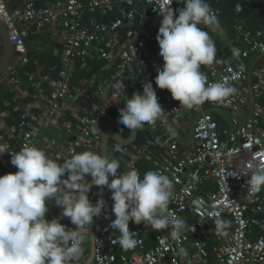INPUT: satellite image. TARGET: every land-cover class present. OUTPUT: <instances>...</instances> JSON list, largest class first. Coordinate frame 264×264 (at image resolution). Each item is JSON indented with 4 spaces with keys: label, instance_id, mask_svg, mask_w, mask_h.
<instances>
[{
    "label": "built area",
    "instance_id": "1",
    "mask_svg": "<svg viewBox=\"0 0 264 264\" xmlns=\"http://www.w3.org/2000/svg\"><path fill=\"white\" fill-rule=\"evenodd\" d=\"M136 2L151 8V12H156L158 23L153 29L143 24L145 13L136 10ZM118 4L128 6L127 11L121 10L120 13L122 18L129 20L130 27L136 22L141 24L142 28L138 32L133 28L128 29L123 47L115 49L114 45H110L109 50H105L99 45L97 33L114 37L117 29L123 24L122 18L106 25L92 23L91 28H87L82 25V14L85 10L103 14ZM158 6V0H88L87 4L78 0H53L40 8L28 1L19 8L9 10L4 0H0V20L8 31L15 53V62L8 65L0 76V83L6 84L7 89L19 85L18 66L29 61L25 42L29 35L28 26L32 27L33 34L43 33L46 28H50L52 36L63 46L58 78L51 83L50 91L42 105L30 106L21 114V129L18 132L5 124V113L0 111V122H4L7 134V138L0 142V148L6 150L0 154V165L5 169H15L10 162V153L18 152L26 145L38 146L41 130L55 125L62 110L70 108L80 93V88L70 90L68 86L74 59L84 60L92 55H97L115 66L111 78L102 80L97 85L95 93L103 101L93 106L90 112H84L79 117L75 129L70 124L63 126L68 133V139L62 143L56 140L47 141L46 148L48 156L60 158V163L63 162L62 157L69 154V149L74 148L77 152H100L104 132L100 120L108 117L107 124L114 129L123 125L118 122L119 116L108 115L111 108L125 106L123 96L117 93L115 85L122 82L124 95L131 98L124 83L128 68L134 62L142 65L149 62L147 58L150 49L159 50L156 35L162 15L155 10ZM183 7L181 0H173L171 4L173 10ZM243 40L247 48L238 56L219 60L201 70L207 75L209 82L227 80L237 92L222 102H205L192 108L194 114L200 115L193 126V147L190 154L179 156L178 143L173 138H168L164 141L165 154L156 166L155 171L162 172L173 181V197L169 208L177 219L185 215V228L180 239L172 237L173 226L170 223L155 235V245L146 248L145 237L154 228L147 224L129 226L130 231L137 233L138 251L126 255L122 252L124 249L112 243L120 235L115 232L116 229L110 227L111 221L115 219L114 213L108 216L102 210L99 217L93 218L94 223L90 226L95 236L92 264H264V231L254 241L248 237L251 226L256 225L264 230V222L247 216L248 212H264V196L252 193L247 185L251 175L248 164L254 163L257 167H264V107L258 102V99L264 96V23L254 34H244ZM1 48L0 40V51ZM251 54L259 56V60L257 59L252 69L250 90L254 104L246 118L249 108V64L246 59ZM160 61L163 62L161 58ZM27 80L33 89H40L41 82L34 74H28ZM210 108H219L228 113L230 124L222 133L214 113L207 112ZM164 109L168 117L178 119L186 108L175 100ZM162 126L161 121H156L154 125L145 124L138 130L149 132L146 144L150 145L155 141L154 130ZM221 135L226 136L225 141L221 139ZM124 149L130 153L129 167L133 168L144 150L131 147ZM234 175L239 176L237 178ZM86 179L89 182L91 177L87 176ZM210 184L213 188L208 191L205 185ZM197 199L202 201V204H194ZM112 202L110 192L105 204L107 206ZM223 215L230 218L231 229L226 234H215L214 243L209 245L210 235L218 227V221L220 222ZM180 247L186 250V256L177 254ZM82 255L76 258L73 264H82Z\"/></svg>",
    "mask_w": 264,
    "mask_h": 264
},
{
    "label": "clouds",
    "instance_id": "2",
    "mask_svg": "<svg viewBox=\"0 0 264 264\" xmlns=\"http://www.w3.org/2000/svg\"><path fill=\"white\" fill-rule=\"evenodd\" d=\"M181 2L184 7L173 10V0H158L155 9L162 15L156 40L163 61L157 68L155 85L167 89L186 109L205 102H222L237 89L227 80L209 82L201 71V66L218 61L210 35L220 28L217 14L207 0ZM239 54L240 50L234 48L233 55ZM115 88L125 104L118 109V122L127 129L136 131L145 124L154 125L163 115L165 109L151 81L142 82L143 91L133 92L131 98L124 95L122 82ZM113 150L120 152V145L116 144ZM5 151L0 148V154ZM10 155L17 170L0 175V264H72L83 254L86 244L94 241L90 226L106 207L102 197L95 203L89 199L92 186L101 192L105 186L111 190L115 219L110 227L120 233L112 243L122 249L137 245V233L129 230V221L156 230L171 223L172 237H181L185 223L175 218L169 208L173 181L158 170L146 171L142 177L134 167L118 173L120 161L98 150L69 149L62 163L58 162L60 158L48 156L35 145L23 146ZM248 168L251 175L247 185L252 193H259L264 188V167L249 163ZM87 176L91 177V184ZM49 203L62 208V215L70 219L73 227L57 218L48 220ZM193 203L200 205L202 201L197 199ZM220 224L218 221V227ZM177 254L186 256L187 252L180 247Z\"/></svg>",
    "mask_w": 264,
    "mask_h": 264
},
{
    "label": "crops",
    "instance_id": "3",
    "mask_svg": "<svg viewBox=\"0 0 264 264\" xmlns=\"http://www.w3.org/2000/svg\"><path fill=\"white\" fill-rule=\"evenodd\" d=\"M28 1L33 2L35 7L40 8L46 3L53 0H4V3L9 10H12L21 7L25 2ZM78 1L82 4H87L88 2V0ZM207 3L210 4L212 9L217 14L220 24L219 30L210 32L211 38L214 40L217 49L216 58L218 59V61L225 58L233 59L235 56L233 55L234 48L239 49L240 53L247 48V45L243 40V35L247 33L254 34V32L263 25L264 0H207ZM134 7L136 8V10H138V12L145 13L143 24L146 25V27L148 26L153 29L158 23L157 15H148V7L144 4H140L139 2H136L134 4ZM128 9V6L118 4L111 10L103 14L99 11L89 12L85 10L82 14L81 22L82 25L87 28H91L90 25L92 23L95 25H106L117 18H122L120 13L121 10L127 11ZM122 22V26L117 29L114 37L113 35L106 36L101 34L100 32L97 33L99 35V45L102 48H104L105 50H109L110 45H114L115 49L118 47H123L126 42L127 30L133 28L138 32L142 28V25L136 22L132 24V27H130V22L126 18H122ZM28 27L29 35L27 36L25 42L28 49L29 61L26 64L18 66V77L20 83L17 87L8 89L6 92H2V94L0 95V111L5 113L4 122L15 132H18L21 129V127L19 126L21 114L30 106L33 107L34 105L36 107L44 103V98L50 91L51 83L58 78V72L60 69V57L63 53L62 43L52 36L50 28H46L43 33L33 34L31 33L32 27ZM201 27L205 30H208L204 25H201ZM147 59L149 62H146L143 65L139 64V62H134L128 68L127 78L124 82L126 91L128 95L132 96L133 92L135 91H143L142 82L151 81L159 103L163 108H167L169 105L173 104L175 100L171 97V94L167 89H160L155 85L157 68L159 66H162L163 64V62L160 61L159 50H157L156 48L150 49ZM257 59L259 60V56H256L254 54H251L248 59H246L247 64H249V66H252L250 70V81L253 79L252 69ZM206 68L207 66H201V70H205ZM114 69V65L97 57V55H92L84 60L78 58L74 59L73 71L68 79V86L70 90L80 88V93L75 98L74 103L71 105L72 107L70 106L69 109L62 110V113L59 116L58 121L56 120L55 125H50L41 130V139L37 146L38 148L43 149L48 155V149L46 148L47 141L56 140L62 143L66 139H68V133H66L63 126L65 124H70L72 128L75 129L78 125L79 117H81L84 112H90L93 106L100 104V102L103 101V99L98 97L95 93L97 85L102 80L110 79L114 73ZM28 74H34L36 79L41 82L39 90H35L31 87L30 83L27 80ZM258 102L261 103L264 107V96L258 99ZM118 109L119 108H111L108 115L110 117L119 116ZM35 110H37V108ZM192 116H194V113L191 111V109H185L182 112L180 118H170L171 122L173 123L182 139H185L188 136V121L192 119ZM107 120L108 117L102 118L100 120V125L102 126L104 132L106 130H115L123 139L130 138L132 132L131 130L127 129L124 125L115 129L110 128V126L107 124ZM157 121L160 123L159 119ZM217 123L220 133H222L228 127V124L225 121V125L222 124V122ZM149 136L150 134L147 130H136L133 141L127 145L119 144L112 138L107 139L106 154L111 157L117 158L120 161V168L118 169V173H122L130 169L129 161L131 160V156L128 150L124 149V147L142 148V150H144L143 154L134 165V168L139 171L141 177L146 171L156 170V166L160 158L163 154H165L166 151L164 141L168 138H173L175 140V138L172 136L169 130H167L164 124L162 127H158L156 130H154L153 136L155 138V141H153L152 144L147 145L146 140ZM221 139L225 141L226 136L221 135ZM176 142L178 143V141ZM116 144L120 145V152H115L113 150ZM192 147V140L186 145L178 143L179 156L185 157L190 154ZM16 170V168L5 169L2 165H0V175L8 172H15ZM205 188L206 190L210 191L213 187L210 184L205 185ZM92 189L97 198L102 197L105 202L108 194L111 192V190L107 189L106 186L103 188L102 192L97 186H93L91 190ZM258 194L264 196V188H262V190ZM112 204L113 202L107 205L105 209H103L104 213L108 216H111L113 214L111 210ZM247 216L264 222V212H257L256 214L248 212ZM181 220H185V215L182 216ZM220 222V226L216 227L214 229V232L210 235V238L208 240L209 245H212L214 243L215 234H226L231 229V222L228 216L223 215ZM142 224L143 223L135 224L132 221H129V226ZM159 231L160 230L153 229L146 235V248H151L155 245L154 238L155 235L159 233ZM263 231L264 230L261 227L253 225L249 228L248 237L249 239L254 241L257 239V237L263 234ZM115 232L119 233L118 230H115ZM84 249L85 250L82 255L84 261L82 264L85 263L89 256L90 242L89 244H86ZM126 251L132 254L137 252L138 248L135 247Z\"/></svg>",
    "mask_w": 264,
    "mask_h": 264
},
{
    "label": "water",
    "instance_id": "4",
    "mask_svg": "<svg viewBox=\"0 0 264 264\" xmlns=\"http://www.w3.org/2000/svg\"><path fill=\"white\" fill-rule=\"evenodd\" d=\"M147 14L148 15L149 14L156 15V12H151V8H148ZM0 40L2 42V48L0 51V76H1V74L7 68V66L12 65L15 62L14 49L12 47L10 40H9L8 31H7L4 23L1 20H0ZM251 67L252 66L248 67L249 108H248V113H247L246 118H248V116L250 115L252 108H253V104H254L253 103L254 100H253L252 93L250 90V70H251ZM7 90L8 89H7L6 84L0 83V95L2 94V92H6ZM207 112H211V113L218 114V115L222 116L224 121L228 125L230 124L228 114L224 110L219 109V108H210V109H207ZM159 120L164 124V126L167 128V130H169V132L172 134V136L175 138V140L178 141V143H180L182 145H186L191 141L193 127H191L189 129L188 136L185 139H182V137L180 136V134L178 133V131L174 127L173 123L171 122L170 117H168L165 112L159 118ZM5 131H6V127H5L4 122H0V142H1V140L7 138V134ZM135 134H136V131L133 130L131 132V136L129 139H123L122 137L119 136L118 132H116L115 130H106L102 134V137H101L100 154H103L104 152L106 153L107 139L108 138H112L113 140H115L119 144L127 145L133 141ZM89 183L91 184V180L89 181ZM63 217L64 216L62 215V210H61L60 213L55 218L59 219V221H60ZM89 232H90V235H93V233L90 229H89ZM93 246H94V241L90 242V253H89V256H88V258L84 264H91L92 263Z\"/></svg>",
    "mask_w": 264,
    "mask_h": 264
},
{
    "label": "rangeland",
    "instance_id": "5",
    "mask_svg": "<svg viewBox=\"0 0 264 264\" xmlns=\"http://www.w3.org/2000/svg\"><path fill=\"white\" fill-rule=\"evenodd\" d=\"M199 115H200V114H198V113L194 114V116H192V119L188 121V129H190L191 127L194 126L195 121L197 120V118H198ZM214 116H215V119H216L217 122H222V124L225 125L222 116H219L218 114H214ZM94 188H95V187H94ZM94 188H93V189H94ZM93 189L88 193V196H89V199H90L93 203H95L96 200H97L98 198H97V196H96L95 193L92 194ZM61 210H62V208L56 206L55 204H50V205H48V212L46 213V218H47L48 220H50V219H52V218H55V217L60 213ZM60 222L63 223V224H65V225H66L67 227H69V228L73 227V225L71 224L70 219L67 218V217H63V218L60 220ZM122 252L125 253V254H127V255L131 254L130 252H128V251H126V250H122Z\"/></svg>",
    "mask_w": 264,
    "mask_h": 264
}]
</instances>
